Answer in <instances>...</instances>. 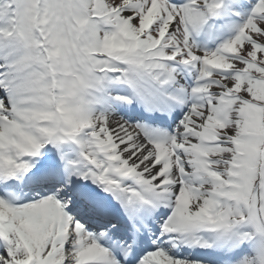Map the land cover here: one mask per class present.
I'll return each mask as SVG.
<instances>
[{"label":"snow or ice","instance_id":"snow-or-ice-1","mask_svg":"<svg viewBox=\"0 0 264 264\" xmlns=\"http://www.w3.org/2000/svg\"><path fill=\"white\" fill-rule=\"evenodd\" d=\"M0 264H264V0H0Z\"/></svg>","mask_w":264,"mask_h":264}]
</instances>
